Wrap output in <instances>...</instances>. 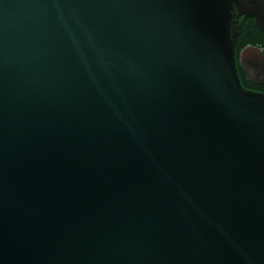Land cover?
<instances>
[{"label": "water", "instance_id": "water-1", "mask_svg": "<svg viewBox=\"0 0 264 264\" xmlns=\"http://www.w3.org/2000/svg\"><path fill=\"white\" fill-rule=\"evenodd\" d=\"M243 15L264 32V0H0V264H264Z\"/></svg>", "mask_w": 264, "mask_h": 264}, {"label": "flooded vegetation", "instance_id": "flooded-vegetation-1", "mask_svg": "<svg viewBox=\"0 0 264 264\" xmlns=\"http://www.w3.org/2000/svg\"><path fill=\"white\" fill-rule=\"evenodd\" d=\"M241 33L236 47V63L241 84L246 90L264 94V32L253 17L238 18ZM255 47L257 54L243 57L249 47Z\"/></svg>", "mask_w": 264, "mask_h": 264}]
</instances>
